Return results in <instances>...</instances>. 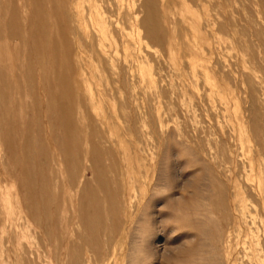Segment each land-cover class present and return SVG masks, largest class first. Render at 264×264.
<instances>
[{
    "label": "rangeland",
    "instance_id": "1",
    "mask_svg": "<svg viewBox=\"0 0 264 264\" xmlns=\"http://www.w3.org/2000/svg\"><path fill=\"white\" fill-rule=\"evenodd\" d=\"M76 1L0 0V264H264V0Z\"/></svg>",
    "mask_w": 264,
    "mask_h": 264
},
{
    "label": "bare ground",
    "instance_id": "2",
    "mask_svg": "<svg viewBox=\"0 0 264 264\" xmlns=\"http://www.w3.org/2000/svg\"><path fill=\"white\" fill-rule=\"evenodd\" d=\"M30 1V0H28ZM102 1H109V0H77L75 2V12L77 14V18L79 19H84L85 17L87 18V20L90 23H94L95 21V17H99L100 19L99 21L103 24V29L107 31L108 34H113L112 29L110 28V22L109 19L103 17L102 15L105 14V10H100L99 8H101L100 2ZM116 2V9L113 11H115L116 14V18L114 19L113 25L114 26H119L120 24L124 23V21L126 20V18L128 17L129 22L132 26H134V28L138 29L139 25L141 23V18L139 17V12L140 10L137 8V5L140 0H114ZM46 2V1H45ZM71 2V1H70ZM126 3L127 5V12L128 14L122 13V5L123 3ZM29 3V2H28ZM49 3V2H48ZM87 5H84L86 4ZM47 7L49 5H46ZM70 6V5H69ZM46 8V7H45ZM72 9V8H71ZM20 10V9H19ZM49 10V9H48ZM58 11V10H56ZM74 11V10H73ZM111 11V9H110ZM52 12V11H51ZM50 12V13H51ZM59 13V12H58ZM111 16H113V12H111ZM32 14V13H31ZM33 15V14H32ZM54 17V16H53ZM63 17V16H62ZM50 19V17H49ZM63 19V18H62ZM54 20V19H53ZM64 22V21H63ZM50 23V22H49ZM55 24V23H54ZM102 29V31H104ZM138 35V39H139V32H137ZM175 40V39H174ZM136 45V44H135ZM49 49V48H48ZM70 50V49H69ZM50 51H48L49 53ZM71 56V55H70ZM135 61V60H134ZM45 68V67H43ZM27 72V71H26ZM140 72V71H139ZM30 75V74H29ZM140 75V74H139ZM66 83V82H65ZM73 97V96H72ZM71 97V98H72ZM102 98V97H101ZM102 101H104L102 99ZM105 104V103H104ZM108 113V111L106 112ZM110 113V112H109ZM104 128V127H103ZM220 128V127H219ZM244 179V178H243ZM245 180V179H244ZM258 188V187H257ZM255 193V192H254ZM130 223V222H129ZM126 227V226H125ZM124 227V228H125ZM262 229V228H261ZM261 256V255H260ZM259 257V256H258ZM260 259V258H259ZM261 261V260H260ZM264 262V261H263Z\"/></svg>",
    "mask_w": 264,
    "mask_h": 264
}]
</instances>
